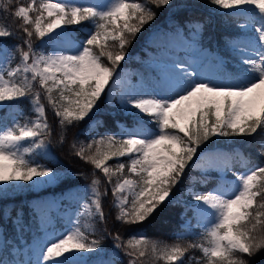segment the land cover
<instances>
[{
	"label": "snow or ice",
	"instance_id": "snow-or-ice-1",
	"mask_svg": "<svg viewBox=\"0 0 264 264\" xmlns=\"http://www.w3.org/2000/svg\"><path fill=\"white\" fill-rule=\"evenodd\" d=\"M209 2L226 15L247 14L249 23L241 27L255 34L229 42L236 53L232 71L222 60L214 70L205 71L193 61L172 59L159 65L155 78L147 82L142 78L139 84L117 70L126 61L131 43L155 20L154 7L168 6L172 0L0 3V11L21 22L19 33L0 22V40L18 36L22 41L11 48L0 44V108L10 109L11 117V123L0 120V199L21 185L38 187L61 180L54 167L35 159L47 157L51 143L46 139L51 127L42 94L65 131L94 117L106 100L131 125L117 120V132L92 136L87 149L81 147L75 154L103 174L114 197L116 220L132 230L126 242L106 228L99 238H92L96 233L90 225L82 230L70 219L67 228L53 229L32 245L27 258L0 259V264H118L103 247L106 237L129 258L127 264H141L149 254L163 264H185L190 249L202 253L197 264H249L245 256L264 251V163L234 172L232 155L209 147L213 138L228 144L239 137L264 135V0ZM70 26H80L83 38L69 31ZM192 26L195 39L203 25ZM182 32L178 25L176 35ZM17 54L19 62L13 66ZM118 89L122 90L117 99ZM23 100L35 118L25 117L22 124L24 113L16 110ZM111 115L94 122L104 126ZM85 134L86 128L74 133L76 137ZM64 142L62 135L60 143ZM93 146L94 152L86 156ZM113 160L115 167L108 163ZM194 168L205 173L215 170L221 178L206 192L181 187L185 178L195 179L187 175ZM226 171H232L233 180H224ZM80 175L69 172L65 178ZM201 183L206 185L207 179ZM99 184V179L92 181L90 200L83 207L90 218L104 222L101 198L109 189L102 193ZM177 191L186 192L193 201L201 242L168 244L142 231L162 207L178 202ZM188 233L184 229L176 239ZM4 251L6 246L0 247V253Z\"/></svg>",
	"mask_w": 264,
	"mask_h": 264
},
{
	"label": "trees",
	"instance_id": "trees-1",
	"mask_svg": "<svg viewBox=\"0 0 264 264\" xmlns=\"http://www.w3.org/2000/svg\"><path fill=\"white\" fill-rule=\"evenodd\" d=\"M3 2H6V0H0V3ZM29 2L30 0H11L13 6L26 5ZM154 10L157 12L155 20L146 25L144 30L131 43L127 49L128 56L126 61L121 62L117 70L118 72L122 68L130 70L133 77L138 81L146 76L145 61L148 56L146 49H150L147 43L148 37L152 33L160 32L161 29L166 31L179 25L183 29V35L191 43L188 51L191 56L201 59L202 64L208 62L216 63L221 60L226 61L227 64L225 66L229 72L232 71V65L235 63L234 57L236 56V53L229 46V42L239 38L246 39L255 35L249 28L241 27L249 23L246 16L226 15L225 11L218 10L217 6L212 5L209 0H172L170 5L159 8L154 7ZM0 22L8 24L10 29L19 33V25L21 23L19 20H15L0 11ZM193 23L203 25L200 34L195 39L192 37L195 31L192 26ZM69 31H73L77 38H83L84 36V32L80 26H70ZM17 43H22L18 36H10L0 40V44H7L9 48ZM18 62L19 55L17 54L16 59L13 61V66ZM41 102L45 105L46 117L51 127V135L46 139L51 142V151L56 157V161L53 162L43 158L35 159L41 164L54 167L61 180H58L55 186L48 187L39 192H35L33 186L21 185L14 191L7 192L0 199V247L6 246V251L0 253V259H11L13 257L27 258V256L31 255L29 249L33 242L38 241L43 235L53 229L61 231L69 226V218L66 212L67 205L77 212L80 210L79 203L70 205L67 200L63 199L58 211L56 213L51 212L50 220L45 223V217L30 205L33 199L44 194L58 197L71 189H85L88 191L94 179L100 180L99 189L102 193L105 188L109 190L108 194L101 198L105 214L104 222H100L96 217L92 219V230L96 233L92 238H99L106 228L112 236L119 234L122 240L126 242L131 236L132 230L129 226H122L116 220L117 209L113 207L114 197L105 177L101 172L94 171L90 163L82 160L75 153L81 147L87 149L92 136H97V134L104 135L105 131L111 133L117 132L119 130L115 123L117 120L127 126L131 125V120L114 111L105 100L94 117L65 131L59 125L57 117L54 116L51 106L47 103L43 94ZM20 110L24 113V116L20 117L22 124L25 122V117L29 120L35 117V113L30 110L27 100H23L16 111L19 112ZM9 111L10 109L8 108H0V120H7L8 123H11ZM109 113H112L110 121L104 126H100L94 122L106 120L109 117ZM92 122L94 124L90 126ZM80 128H86L88 134L76 137L74 133ZM62 135L65 136L63 144L60 143ZM74 141H76V144L73 148ZM209 147H219L226 153H230L232 155L231 167L234 172H244L257 164L264 163V156L261 155V148L264 147V135L239 137L234 142L228 144H225L223 140L216 141L213 138L209 142ZM94 150L95 146L91 150H86L85 155H91ZM122 162L127 163V159L122 158ZM108 163L113 167L116 166V161L114 160ZM232 171L228 175L232 176ZM69 172L81 173L82 175L65 178ZM125 174H127V169H125ZM187 175L195 177V179L189 180L185 178L184 184L181 187L192 186L200 192H206L216 184V172L213 171L208 175H201L194 168ZM116 179V177L113 178L114 181ZM203 179H207L206 185L201 183ZM176 196L179 198L178 202L162 207L151 219L145 222L142 226V231L149 238L168 244L180 243L187 245L191 242H201L199 240V233L202 232V228L198 227H194L182 239H176L177 234L181 233L184 229H188L184 226V223L186 219L191 217V205L193 203L186 192L177 191ZM82 230L85 229L82 228ZM103 247L108 253L114 251L117 254V258L113 259L118 264H127L129 258L124 256L121 250L113 247L111 237H106L103 240ZM201 257L202 253L199 249H190L188 256L185 258V264H197V261ZM244 259H248L249 264H264V251H261L252 258L245 256ZM141 264H163V262L155 261L149 254L141 259Z\"/></svg>",
	"mask_w": 264,
	"mask_h": 264
},
{
	"label": "rangeland",
	"instance_id": "rangeland-1",
	"mask_svg": "<svg viewBox=\"0 0 264 264\" xmlns=\"http://www.w3.org/2000/svg\"><path fill=\"white\" fill-rule=\"evenodd\" d=\"M244 16L247 17V14ZM176 27L174 26L171 29H168L164 31L161 29L160 32L152 33L148 37V45L150 46V49H146L147 51V58L145 61V71H146V76L142 77L145 82L149 81L152 78H155L159 71L160 67H163L161 64H167L171 63L172 59H179V60H184V61H193L195 63L201 64L204 68L205 71H211L214 70L216 63L213 62H208L205 64L201 63V59L197 57L191 56L188 51L190 47L188 45H191L190 41H188L185 36H177L176 35ZM245 40L244 38H239L237 41H242ZM39 43V42H38ZM240 47H244L243 44L240 45ZM160 65V67H159ZM124 73L125 79L130 80L131 83L133 84H139L141 82L136 80L133 75L131 74L130 70L122 68L121 69ZM120 70V71H121ZM119 71V72H120ZM122 89L117 90V99L119 95V91ZM113 103H116V100H113ZM35 118V117H34ZM33 118V119H34ZM94 123H90V126H92ZM224 151V150H223ZM35 158H43V159H48L53 162L56 161V157L53 155L50 147V151L47 157L45 156H40L37 155ZM201 175H208L210 172H216V178L215 182L220 180L221 174L218 173L215 170H209L206 173L203 172L200 168H195ZM230 171H226L223 174L224 180L225 181H231L233 180V175L230 176L228 175ZM58 181H54L51 184H43L40 186H33V190L35 192H39L41 190H44L48 187H53L57 184ZM215 184V185H216ZM214 185V186H215ZM213 186V187H214ZM65 199L69 202L70 205L74 203H79L80 210L77 212L76 210H73L70 206L67 205V214L69 220H75L78 222L79 225H81L82 228L85 229V226L90 225L92 229V219L95 217H89L85 213V209L83 207L84 204L88 203L90 200V191H86L85 189L77 190V189H71L66 191L64 194L58 196V197H53L50 194H44L41 195L35 199L32 200L31 206L34 207L36 210L40 212L41 215L45 217L44 222H48L50 220V213H56L58 211V208L61 204V201ZM192 209V207H191ZM85 213V214H82ZM82 214V215H81ZM190 225V228H189ZM184 226L188 228V230H192L194 227L201 228L196 213L192 209L191 217L186 219ZM44 236V235H43ZM43 238V237H42ZM37 241L33 242L32 245H34ZM109 256L113 258H117V254L114 251H111L108 253Z\"/></svg>",
	"mask_w": 264,
	"mask_h": 264
}]
</instances>
